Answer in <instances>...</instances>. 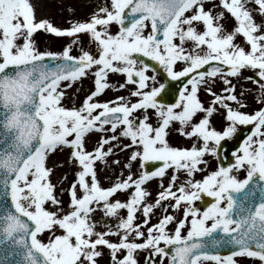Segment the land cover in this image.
Listing matches in <instances>:
<instances>
[{
    "label": "snow or ice",
    "instance_id": "obj_1",
    "mask_svg": "<svg viewBox=\"0 0 264 264\" xmlns=\"http://www.w3.org/2000/svg\"><path fill=\"white\" fill-rule=\"evenodd\" d=\"M41 30L71 42L59 52L41 50L35 39ZM85 35L95 50L80 47L73 54ZM153 61L181 82L171 103L163 102L166 85L157 82ZM246 69L253 75L243 78L259 88V107L250 112L232 79ZM110 74L124 81L113 85ZM84 78L93 89L79 106H68V90ZM109 88L126 89L128 97L100 101ZM201 90L211 97L207 105ZM217 113L224 117L219 128L212 119ZM241 125L252 127L232 153L234 163L207 171L205 157L219 158L222 142ZM173 128L191 145H172ZM93 133L101 135L89 149ZM65 148L76 166L67 205L51 179L63 165H48L50 155ZM125 150L122 163L118 153ZM157 161L161 166L148 170ZM98 164L120 168L109 186L101 184ZM240 170L243 179L234 174ZM181 172L188 179L177 183ZM198 172L207 174L195 179ZM157 177L161 190L149 202L144 185ZM254 177L259 200L249 189ZM261 181L264 0H105L67 27L37 18L32 0H0V264H100L105 249L111 264H140V251L144 264L166 258L168 264H245L243 258L264 264ZM121 193L127 198H117ZM204 195L213 202L202 210L195 202ZM158 207L164 214L150 224ZM169 207L183 208L182 218ZM106 218L116 219L99 227Z\"/></svg>",
    "mask_w": 264,
    "mask_h": 264
},
{
    "label": "rangeland",
    "instance_id": "obj_2",
    "mask_svg": "<svg viewBox=\"0 0 264 264\" xmlns=\"http://www.w3.org/2000/svg\"><path fill=\"white\" fill-rule=\"evenodd\" d=\"M36 7V11L41 15L42 17L49 18L55 25L61 26V27H67L68 21L71 19H86L89 15V13L97 6L102 5L105 0H32ZM74 9L75 11H69V9ZM259 19V18H258ZM233 21L229 19L227 21V24L229 27H231ZM115 30V28L113 29ZM35 39L37 46L41 50H50V51H62L63 47L66 46L68 43L71 42V38L68 37H57L54 34L45 33L42 30L39 31L37 34H35ZM81 45L79 47L73 48V54H79L80 47H86L91 48L93 51L95 50V46L88 43V37L82 36L81 37ZM151 74V72H150ZM253 75L252 70L246 69L243 70L242 77L237 80L235 78L233 79V83L236 84V91L237 93H240L241 91L244 92V102L248 105L246 109H243L244 111H253L259 105L256 102L255 97L259 93L258 85L254 84L251 80H246L243 77L245 76H251ZM124 81V77L121 74H110L109 75V82L113 85H118L119 83H122ZM158 83H162V81L157 80ZM94 87L93 81L90 78H84L81 82H78L77 84L73 85L72 89L68 90V97L65 99V103L68 106H79L85 96L88 94L90 90H92ZM129 87H132L129 85ZM222 87V82L217 81L215 85V90L219 91ZM123 95L125 97H128V91L126 89H114L109 88L106 89L104 93H102L98 99L100 101H107V100H114L116 96ZM201 99L204 101V103L207 105L208 102L211 100V97L201 90L200 92ZM235 107V104H233ZM213 122L214 124L219 128L223 125L224 117L220 114H214L213 115ZM244 126L241 125L238 127V131L243 128ZM237 131V132H238ZM237 134V133H236ZM101 133H93L92 136L87 139V146L89 149L94 147L96 140L99 139ZM232 139H228L229 142H231ZM128 141L125 140V143ZM169 142L174 146H190L192 141L188 140L187 138L179 135L175 129L173 128L170 130L169 133ZM68 154L69 150L65 148L63 151H57L54 154H51L49 157L48 165L51 167L54 163L60 164L62 163V167H56L54 169V172L52 174V182L57 185V195L65 202V205H67L69 200V195L67 192V189L71 182L74 180V173L76 171V166L74 164L69 163L68 161ZM129 152L128 150H125L124 152L118 153V157L121 160L122 163L126 162L127 156ZM115 157H110L109 159H114ZM205 159L208 161V168L207 171L215 170L218 167V162L216 157L213 156H206ZM133 171H139V166L136 162L133 164ZM172 173V169H168L165 177L163 178V184L166 186L170 175ZM120 174V168L119 167H105L104 165L98 164V178L101 181V184L104 186H109L116 178L117 175ZM126 174V170H125ZM207 174V172H198L195 175V179H201L203 175ZM238 176V178L243 179L246 175V172L244 170H240L237 173H234ZM67 177L64 179V177ZM188 179L187 175L183 172L179 174V180L177 183L184 182ZM160 183L161 178L157 177L154 178L151 181L146 182L144 187L147 189L148 192L151 193V196L148 198L149 202H151L155 197L156 193L160 191ZM65 189L64 192H61L60 189ZM120 199H126L127 194L121 193L118 194V197ZM196 207H199L197 204V201L195 202ZM165 206H167V202H165ZM167 211L173 215H175L178 219L182 218V212L183 208L177 210L168 208ZM164 214L163 208H156L154 209V215H152L150 224L157 223L159 218L162 217ZM121 215H126L125 210H121ZM139 219H143L140 214H137ZM116 218H112L111 220H108L107 218L103 223L99 225V227H103L105 223H112L115 221ZM139 222V220H138ZM210 223V222H209ZM169 231H171L174 227L173 224H169L168 226ZM112 240H116L117 237L112 236L109 237ZM146 256V253L143 251H140L138 254V259L140 261V264H144V257ZM245 261V264H252V261L248 258H243ZM157 260L159 261V257H157ZM100 264H111L110 255L107 249H105L104 256L100 260ZM164 264H168L167 258L164 261ZM258 264V262H257Z\"/></svg>",
    "mask_w": 264,
    "mask_h": 264
},
{
    "label": "water",
    "instance_id": "obj_3",
    "mask_svg": "<svg viewBox=\"0 0 264 264\" xmlns=\"http://www.w3.org/2000/svg\"><path fill=\"white\" fill-rule=\"evenodd\" d=\"M47 63L50 65L54 64V61L47 60ZM154 67L157 68V72L163 76L165 82H166V88L165 91L162 92V97H163V102L165 103H171L175 100L178 90L180 89L181 82L180 81H172L171 78L166 77V74L161 70L160 66L157 65L154 61L151 62ZM207 68V66H205ZM251 131V126H247L243 130H241L237 136L235 137L234 141L232 143H229L227 141L222 142V149L220 152V157L218 158L219 160V166L221 164L227 165L230 162L234 163V159L232 157V153L237 150L239 145L243 142V140L246 138L247 135L250 134ZM162 162H149L147 165L148 170H155V168L160 167ZM261 184H264V181L259 182ZM257 184V178L254 177L253 181L250 182L249 189H256V199L259 200L261 193L259 189L256 187ZM238 197L242 196L243 194H236ZM203 204H208L210 202H213V198L207 197V196H202ZM222 235V233H221ZM221 254H228L229 249L228 248H221L220 249Z\"/></svg>",
    "mask_w": 264,
    "mask_h": 264
},
{
    "label": "bare ground",
    "instance_id": "obj_4",
    "mask_svg": "<svg viewBox=\"0 0 264 264\" xmlns=\"http://www.w3.org/2000/svg\"><path fill=\"white\" fill-rule=\"evenodd\" d=\"M66 1H67V0H66ZM71 1H74V0H71ZM75 1H76V0H75ZM36 12H37V11H36ZM40 16H41V15L37 12V18H40ZM91 136H92V134H90L89 138H90ZM89 138H88V139H89Z\"/></svg>",
    "mask_w": 264,
    "mask_h": 264
},
{
    "label": "flooded vegetation",
    "instance_id": "obj_5",
    "mask_svg": "<svg viewBox=\"0 0 264 264\" xmlns=\"http://www.w3.org/2000/svg\"><path fill=\"white\" fill-rule=\"evenodd\" d=\"M157 80H160V81H162V80H161L160 78H158V77H157Z\"/></svg>",
    "mask_w": 264,
    "mask_h": 264
}]
</instances>
